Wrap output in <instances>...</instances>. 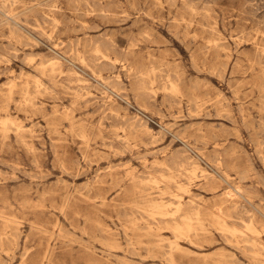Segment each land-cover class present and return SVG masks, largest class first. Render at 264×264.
Instances as JSON below:
<instances>
[{
	"label": "rangeland",
	"instance_id": "1",
	"mask_svg": "<svg viewBox=\"0 0 264 264\" xmlns=\"http://www.w3.org/2000/svg\"><path fill=\"white\" fill-rule=\"evenodd\" d=\"M0 264H264V0H0Z\"/></svg>",
	"mask_w": 264,
	"mask_h": 264
},
{
	"label": "bare ground",
	"instance_id": "2",
	"mask_svg": "<svg viewBox=\"0 0 264 264\" xmlns=\"http://www.w3.org/2000/svg\"><path fill=\"white\" fill-rule=\"evenodd\" d=\"M102 4V3H101ZM108 57V56H107ZM111 59V58H110ZM32 62V61H31ZM8 64V63H7ZM99 72V71H98ZM163 88V87H162ZM183 119V118H182ZM119 123V122H118ZM8 130V129H7ZM121 130V129H120ZM124 130V129H123ZM109 170V169H108ZM244 223V222H243ZM187 226V225H186ZM248 227V226H247ZM250 231V230H249ZM256 231V230H255ZM250 233V232H249ZM253 234V233H252ZM161 243V242H160ZM145 246V245H144ZM147 246V245H146ZM159 248V247H158ZM170 255V254H169Z\"/></svg>",
	"mask_w": 264,
	"mask_h": 264
}]
</instances>
